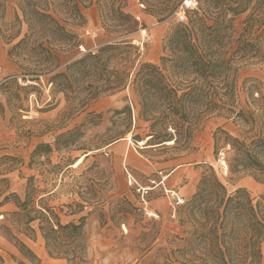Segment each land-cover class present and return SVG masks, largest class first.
I'll return each instance as SVG.
<instances>
[{
    "label": "rangeland",
    "instance_id": "rangeland-1",
    "mask_svg": "<svg viewBox=\"0 0 264 264\" xmlns=\"http://www.w3.org/2000/svg\"><path fill=\"white\" fill-rule=\"evenodd\" d=\"M184 1L127 0L125 11L138 22L129 40L138 49L139 62H159L167 31L176 23H184L188 12L195 9L184 10L185 19L179 21L176 13ZM256 2L253 0L252 6ZM26 4L22 0H0V262L31 263L11 239L13 236L22 242L21 238L27 237L24 234L30 235L10 196L22 200L27 186L39 191L34 205L52 208L61 224L85 217L88 264H180L177 249L181 245L174 238H183L191 231L190 223H181L187 221L183 207L194 194L205 165L214 168L227 193L242 188L256 201L264 192V183L250 172L239 178L228 176L221 164L227 158V148H219L216 157L213 153L216 129L248 144L258 134L257 121L251 124L213 114L203 119L188 150L173 149L172 144L145 146L147 125L136 121L135 111L130 118L117 113L130 104L128 90L102 96L83 112L68 116L62 95L51 94L46 78L41 77L34 90L25 87L30 83L21 81L8 50L26 33L20 15ZM172 7L173 11L166 14ZM80 10L85 26L65 28L82 46L58 48L66 61L78 58L86 48L93 50L108 42L104 27L114 25L101 21L94 2L81 4ZM250 14L248 11L235 19L237 33ZM255 14L252 20L257 26ZM235 67V107L251 110L255 104L247 90L254 83L264 86V60L241 62ZM61 134L66 135L58 138ZM134 135L139 136V142L131 139ZM38 145H47L50 152L34 154ZM79 157H83L81 163L72 167ZM6 197L10 200L7 203L3 202ZM176 197L182 204L172 217L171 205ZM5 204H12L15 210L6 211ZM76 204L84 208L80 210ZM122 208L130 210L127 227L116 221ZM37 224H29L35 236L28 239L35 240ZM259 248L264 264V239ZM50 264L68 263L54 260Z\"/></svg>",
    "mask_w": 264,
    "mask_h": 264
},
{
    "label": "trees",
    "instance_id": "trees-1",
    "mask_svg": "<svg viewBox=\"0 0 264 264\" xmlns=\"http://www.w3.org/2000/svg\"><path fill=\"white\" fill-rule=\"evenodd\" d=\"M22 1H27L20 10L27 30L10 47L8 56L19 69L21 81L30 83L25 87L34 90V84L46 78L51 94L62 95L68 116L83 112L102 96L128 90L130 104L117 113L130 118L135 111L136 121L147 125L145 146L163 147L172 141L173 149L188 150L203 119L213 114L251 124L257 121L258 134L248 144L216 129L213 153L216 157L219 148L228 149L225 163L230 178L250 172L264 183V86L254 83L248 87V97L255 104L251 110L236 109L234 87L237 63L264 60V0H257L255 6L253 0H197L186 21L172 25L163 37L157 64L138 61V49L129 40L138 22L125 11L127 0ZM92 2L101 21L114 23L104 27L109 41L66 61L58 48L77 49L82 44L65 27L85 26L80 5ZM248 11L251 14L237 33L234 21ZM254 12L258 13L257 26L252 20ZM131 139L140 141L138 135ZM41 150L50 152L47 145H38L34 154ZM204 168L194 194L183 207L187 221L181 223H190L191 231L183 238H174L181 245L177 260L180 264H261L264 192L256 201L242 188L227 193L214 168ZM38 192L27 186L22 200L10 194L30 231L29 236L24 235L34 239L29 224L38 221L37 231L48 258L88 264L85 217L61 224L52 208L34 205ZM9 201L6 197L3 202ZM119 216L116 221L127 227L129 208H122ZM11 239L32 264L39 263L22 242L13 236Z\"/></svg>",
    "mask_w": 264,
    "mask_h": 264
},
{
    "label": "crops",
    "instance_id": "crops-1",
    "mask_svg": "<svg viewBox=\"0 0 264 264\" xmlns=\"http://www.w3.org/2000/svg\"><path fill=\"white\" fill-rule=\"evenodd\" d=\"M3 208H5L6 211H9V212H12L15 210V207L12 204H5ZM21 241L39 259L38 264H50L51 261H54L48 258L45 252L44 246H43V240L38 232H36L35 240H30L27 237L23 236L21 238ZM0 264H15V263L13 261L3 260L0 262ZM27 264H32V263H27Z\"/></svg>",
    "mask_w": 264,
    "mask_h": 264
},
{
    "label": "built area",
    "instance_id": "built-area-1",
    "mask_svg": "<svg viewBox=\"0 0 264 264\" xmlns=\"http://www.w3.org/2000/svg\"><path fill=\"white\" fill-rule=\"evenodd\" d=\"M189 1V3H187ZM197 7V2L196 0H187L184 1L182 6L180 7V11L178 13H176V17L179 21H182L185 19L184 17V10H189V9H193ZM182 204V200H180L179 198H175V200H173V204L171 205L172 208V217H174V210L175 208Z\"/></svg>",
    "mask_w": 264,
    "mask_h": 264
},
{
    "label": "bare ground",
    "instance_id": "bare-ground-1",
    "mask_svg": "<svg viewBox=\"0 0 264 264\" xmlns=\"http://www.w3.org/2000/svg\"><path fill=\"white\" fill-rule=\"evenodd\" d=\"M187 3H189V1H188ZM141 34L144 35V30L141 31ZM172 143H173V142L171 141V142H167L166 144L170 145V144H172ZM141 145H144V142H141ZM82 159H83V157H79V158L73 163L72 167H77V166L81 163ZM221 164L224 166V170L227 171V166L225 165V163H222V162H221Z\"/></svg>",
    "mask_w": 264,
    "mask_h": 264
}]
</instances>
